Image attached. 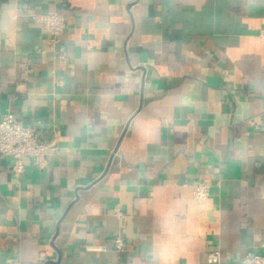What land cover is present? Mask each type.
<instances>
[{
  "label": "crops",
  "instance_id": "obj_1",
  "mask_svg": "<svg viewBox=\"0 0 264 264\" xmlns=\"http://www.w3.org/2000/svg\"><path fill=\"white\" fill-rule=\"evenodd\" d=\"M4 115L56 149L0 158V264L264 255V0H0Z\"/></svg>",
  "mask_w": 264,
  "mask_h": 264
},
{
  "label": "built area",
  "instance_id": "obj_2",
  "mask_svg": "<svg viewBox=\"0 0 264 264\" xmlns=\"http://www.w3.org/2000/svg\"><path fill=\"white\" fill-rule=\"evenodd\" d=\"M35 21L40 23L44 32L49 35L51 46H54L60 36L67 28V16L60 11L50 13L34 14ZM59 60L66 63V56L63 48L59 50ZM56 146L51 143L41 142L34 128L25 126L21 121L11 115L0 116V158L10 157L12 159L11 171L15 176L20 175L24 170V159L32 157L37 166L45 165L47 159L55 151ZM192 199L198 203L209 196L210 185L206 180H200L191 185ZM116 212H120L118 208ZM115 248L123 246L120 237L115 238ZM208 262L218 264L220 252L213 250L208 254ZM9 264H20L18 260H11ZM239 264H264V255L253 251L247 252Z\"/></svg>",
  "mask_w": 264,
  "mask_h": 264
}]
</instances>
